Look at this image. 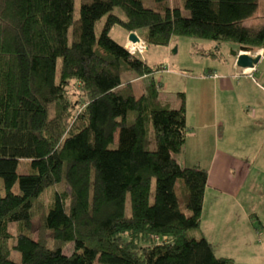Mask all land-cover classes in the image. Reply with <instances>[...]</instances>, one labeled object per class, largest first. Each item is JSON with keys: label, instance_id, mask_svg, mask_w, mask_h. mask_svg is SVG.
<instances>
[{"label": "trees", "instance_id": "obj_1", "mask_svg": "<svg viewBox=\"0 0 264 264\" xmlns=\"http://www.w3.org/2000/svg\"><path fill=\"white\" fill-rule=\"evenodd\" d=\"M262 1L0 0V264H234L187 234L209 167L189 149L186 91L173 106L155 77L167 68L109 30L256 50Z\"/></svg>", "mask_w": 264, "mask_h": 264}, {"label": "rangeland", "instance_id": "obj_2", "mask_svg": "<svg viewBox=\"0 0 264 264\" xmlns=\"http://www.w3.org/2000/svg\"><path fill=\"white\" fill-rule=\"evenodd\" d=\"M145 1L147 4L153 2V0ZM262 4L263 1L260 0V5ZM115 11L124 16L119 7H115ZM105 17V15L102 16L95 23L97 35L101 32ZM109 33L121 43H124L129 35V32L118 23L112 25ZM141 39L143 38L141 37ZM141 39L140 41H142ZM203 42H206V39L194 38L184 34H173L168 44H150L146 49L136 50L149 62L167 68L166 70L158 69L155 72V77L161 80L162 97L169 100L173 106L179 104L177 92L180 90L185 92L188 76L192 73L202 72L208 67L209 63H217L218 61L221 62L218 71L227 67L223 63L225 61L220 60L225 55L226 50L223 48L222 56L212 55L209 51L215 50L216 43L212 45L205 44L202 47ZM142 44L145 43L142 42ZM223 44L229 46L239 45L236 42L229 41H225ZM263 134V131H259L256 135L258 138L257 143L249 147L250 150H256V155L264 153V144L259 147ZM192 148L195 152V146ZM208 150L206 148L201 154L207 153ZM259 155L251 161L241 160L237 165H234L232 169L235 173V180L229 178L228 181L220 182L225 192L220 193L219 202H216L215 198V194L220 191L217 189V177H209L206 185L205 209L200 225L217 247L215 257H218L221 251H227L239 260H235L234 264H264V157ZM233 188L235 189V195L231 196ZM225 193H228L230 197L223 196ZM173 207H176L175 202H173ZM244 209H247L248 214L244 213ZM184 210L188 212L186 208ZM251 212H253L252 216ZM40 224V218L36 216L33 220L34 235L36 236ZM199 228L188 229L187 234L193 235L195 231L199 232L201 230ZM46 235L48 237L49 232H46ZM160 240L162 239L159 238L158 242ZM221 247L224 250H221Z\"/></svg>", "mask_w": 264, "mask_h": 264}, {"label": "crops", "instance_id": "obj_3", "mask_svg": "<svg viewBox=\"0 0 264 264\" xmlns=\"http://www.w3.org/2000/svg\"><path fill=\"white\" fill-rule=\"evenodd\" d=\"M202 44L204 47L205 44L213 43L206 41ZM224 45L222 43L226 52L220 60H224L223 63L227 67L218 71L220 61L209 63L202 72H195L188 76L185 90L189 120L196 127L194 139L189 142V149L192 153L199 155H194V159L202 158L209 167V177H217V189L220 191L215 194L216 202H219L220 193L225 192L220 182L228 181L229 178L235 180L232 169L234 165L241 160L251 161L258 157L256 150H250L249 147L257 143V133L264 132V47L257 49L261 54L258 62L252 67L244 68L237 64L236 55L232 56V52L235 50L239 52L242 46ZM244 69L246 72L243 71ZM247 70L250 71L247 72ZM208 72L213 75H208ZM206 141H209V144ZM263 144L264 134L261 136L259 147ZM194 146L195 152L192 148ZM206 148L209 149L208 152L201 154ZM259 156L264 157V153ZM234 195L233 188L231 196ZM223 196L230 197L228 193ZM205 200L206 187L202 216ZM247 212V209H244V213ZM199 229H201L200 233L213 243L215 251L217 247L214 242L201 226ZM220 249L224 250L223 247ZM230 254L227 251H221L220 255L232 256L234 261L238 260L236 256Z\"/></svg>", "mask_w": 264, "mask_h": 264}, {"label": "water", "instance_id": "obj_4", "mask_svg": "<svg viewBox=\"0 0 264 264\" xmlns=\"http://www.w3.org/2000/svg\"><path fill=\"white\" fill-rule=\"evenodd\" d=\"M128 38L130 41L133 42L140 41L141 39L135 31H130ZM250 51H252V47L242 45V50H240L239 52H232V54L236 55V62L238 65L242 67H251L258 62L261 56L260 52L250 53Z\"/></svg>", "mask_w": 264, "mask_h": 264}, {"label": "built area", "instance_id": "obj_5", "mask_svg": "<svg viewBox=\"0 0 264 264\" xmlns=\"http://www.w3.org/2000/svg\"><path fill=\"white\" fill-rule=\"evenodd\" d=\"M142 41H137V42H133V41H130L129 42L127 41V47L131 50V51H136L137 49L139 50H143L145 49L146 45L145 44H142L145 43L143 39H141ZM141 43V44H140ZM246 71V70H244Z\"/></svg>", "mask_w": 264, "mask_h": 264}, {"label": "clouds", "instance_id": "obj_6", "mask_svg": "<svg viewBox=\"0 0 264 264\" xmlns=\"http://www.w3.org/2000/svg\"><path fill=\"white\" fill-rule=\"evenodd\" d=\"M140 37V36H139ZM141 38V37H140ZM127 43V42H126ZM146 45V44H145ZM146 47H147V45H146ZM259 49V48H258ZM252 52H259V51H257V49L256 50H252V51H250V53H252ZM252 67V66H251ZM244 68H246V67H244ZM245 70V69H244ZM243 70V71H244ZM250 70H247V72H249ZM244 72H246V71H244Z\"/></svg>", "mask_w": 264, "mask_h": 264}, {"label": "bare ground", "instance_id": "obj_7", "mask_svg": "<svg viewBox=\"0 0 264 264\" xmlns=\"http://www.w3.org/2000/svg\"><path fill=\"white\" fill-rule=\"evenodd\" d=\"M128 40H129V38H128ZM213 244V243H212ZM213 251H214V246H213ZM214 253H215V251H214ZM216 254V253H215Z\"/></svg>", "mask_w": 264, "mask_h": 264}]
</instances>
